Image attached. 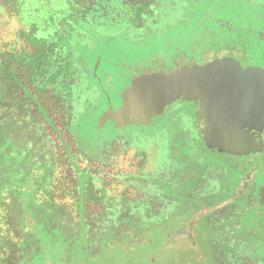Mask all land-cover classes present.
Here are the masks:
<instances>
[{
  "label": "flooded vegetation",
  "instance_id": "obj_1",
  "mask_svg": "<svg viewBox=\"0 0 264 264\" xmlns=\"http://www.w3.org/2000/svg\"><path fill=\"white\" fill-rule=\"evenodd\" d=\"M250 1L49 0L53 12L26 10L31 20L0 11V134L9 160L22 165L14 187L27 210L67 226L70 248L76 231L77 264L122 238L126 253L161 264H264L263 105L243 116L178 98L144 122L106 115L136 87L191 67L222 61L264 73V50L248 55L230 36L174 62L149 46L177 9L182 26L198 5L253 8ZM253 32L264 46V31ZM100 33L141 46L105 48ZM234 132L244 145H220L219 134Z\"/></svg>",
  "mask_w": 264,
  "mask_h": 264
},
{
  "label": "rangeland",
  "instance_id": "obj_2",
  "mask_svg": "<svg viewBox=\"0 0 264 264\" xmlns=\"http://www.w3.org/2000/svg\"><path fill=\"white\" fill-rule=\"evenodd\" d=\"M250 3L254 4V9L231 4V6L225 5L214 9L207 6L203 11L204 6L198 5L191 19L182 26L179 24L180 10L177 9V13L165 18L159 29L160 32L149 46L163 49L169 54L167 58L174 62L183 59L182 53L186 50L189 52L190 48L216 46L215 42L218 36L222 39L223 37H232L247 48L248 55H257L258 52L264 50V46L258 41L259 38L253 31L256 29L264 31V18L259 16L260 14L264 15V7L261 0H251ZM25 4V0L6 1L8 9L11 8V11H16L17 14H20ZM182 5L184 6H180V9L183 11L188 8L186 4L182 3ZM215 18L230 20L231 26L236 30L233 33L231 31L224 33L214 21ZM103 31L112 32L113 30L105 28ZM101 36L103 37L100 41L105 48L131 49L124 51L132 53L135 49H139L138 46H141V43L136 40L109 39L105 37L107 36L105 33L97 34L98 38ZM129 56H127L128 59ZM119 57L122 59V55ZM125 57L123 55V59ZM178 62L182 63V61ZM2 135L0 134V247L3 248H0L2 249L0 264H77L80 256L76 258L77 248L75 245H79L76 231L71 236L74 244L70 248L64 235L67 226L61 225L59 220L46 215L37 216L38 209L36 207L31 205L32 207L27 210L26 204L18 199L21 194L14 185L20 182L19 173L22 170V165L19 161L15 163L13 158L9 160V156L5 152V148L8 146L4 143ZM8 198H11V201H7ZM37 217L42 221H37L35 219ZM121 244L124 247L127 246L125 238H122L119 243H113L108 251L98 254L94 261L91 260L93 259L91 257L96 253L84 252L85 257L81 261L86 262L82 264H161L158 257L144 260L140 256L130 255L122 249ZM153 259H155V263H151Z\"/></svg>",
  "mask_w": 264,
  "mask_h": 264
},
{
  "label": "water",
  "instance_id": "obj_3",
  "mask_svg": "<svg viewBox=\"0 0 264 264\" xmlns=\"http://www.w3.org/2000/svg\"><path fill=\"white\" fill-rule=\"evenodd\" d=\"M260 86L263 90H259ZM178 98L202 99L209 105H219L221 113L231 106L232 115L248 116L252 112L253 116L259 105L264 106V73L243 71L222 61L206 69L191 67L136 87L124 98L119 111L106 115L117 124L144 122ZM248 103L251 108L247 107ZM218 138L220 145L246 143L239 141L241 136L236 132L219 134Z\"/></svg>",
  "mask_w": 264,
  "mask_h": 264
},
{
  "label": "crops",
  "instance_id": "obj_4",
  "mask_svg": "<svg viewBox=\"0 0 264 264\" xmlns=\"http://www.w3.org/2000/svg\"><path fill=\"white\" fill-rule=\"evenodd\" d=\"M45 1H47V0H25L26 4L22 8V10L24 12H20L19 15L22 16V17H25V19H30V20H31V17H33V14H37L38 13V12H36L38 10L40 12L42 10H44V13H46V15H49V13H50L49 11H51L50 7H52L51 6L52 4H49V0H48L47 3ZM8 7L9 6H7L5 3H2V1L0 0V11H5V12L11 11V8L9 10ZM26 10H32L33 14L30 13L31 14L30 15L28 12H26ZM51 12H53V11H51ZM24 21H26V20H24ZM14 22H17L16 19L14 20Z\"/></svg>",
  "mask_w": 264,
  "mask_h": 264
},
{
  "label": "trees",
  "instance_id": "obj_5",
  "mask_svg": "<svg viewBox=\"0 0 264 264\" xmlns=\"http://www.w3.org/2000/svg\"><path fill=\"white\" fill-rule=\"evenodd\" d=\"M253 9H254V4H253ZM0 253H2V251L0 250Z\"/></svg>",
  "mask_w": 264,
  "mask_h": 264
}]
</instances>
